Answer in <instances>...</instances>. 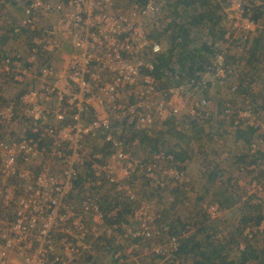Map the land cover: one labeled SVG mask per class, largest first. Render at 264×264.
Wrapping results in <instances>:
<instances>
[{
  "label": "built area",
  "instance_id": "2783aa9c",
  "mask_svg": "<svg viewBox=\"0 0 264 264\" xmlns=\"http://www.w3.org/2000/svg\"><path fill=\"white\" fill-rule=\"evenodd\" d=\"M260 6L259 0H230L224 8L226 34L211 62L196 76L169 73L178 84L162 88L154 70L163 46L152 40L144 23L145 17L159 15L161 4L136 0L128 11L115 0H31L21 26L33 32L31 58L9 43L10 54L0 59V79L19 84L35 63L40 81L16 101L0 94V264H86L99 251L116 264L124 263L123 251L155 257L158 264H185L179 255L182 241L199 226L187 224L172 235L169 225H157L163 219L159 192L189 191L193 179L160 145L154 152L148 149L146 157L139 153L146 140L166 134L173 120L178 131L205 125L213 116V90L241 94L236 78L243 70L227 63V57L237 41L264 32L254 16L253 8ZM67 42L75 53L54 70L47 58ZM41 56L46 59L38 66ZM239 97L241 105L227 103L221 120L229 133L248 129L258 135L253 134L251 159L239 172L254 173L252 193L264 194L263 101L247 93ZM53 99L54 107L43 106ZM91 143L107 153L92 154ZM81 170H87L84 176ZM134 177L157 193L137 199L130 187ZM104 190L123 191L134 201L128 219L121 218L123 201L105 209ZM168 200L174 203L175 197ZM224 212L218 203L205 205L211 221ZM252 231L262 233L264 221L248 228L246 236L252 238ZM132 247L136 252L129 251Z\"/></svg>",
  "mask_w": 264,
  "mask_h": 264
},
{
  "label": "rangeland",
  "instance_id": "374dc122",
  "mask_svg": "<svg viewBox=\"0 0 264 264\" xmlns=\"http://www.w3.org/2000/svg\"><path fill=\"white\" fill-rule=\"evenodd\" d=\"M30 1L31 0H0V29L4 34L3 39L0 38V59L3 57L5 58L8 56V54H10V51L5 49V46L9 43H12L13 47L16 49L22 50L26 58H31V45L29 42V37L33 32H29L28 34L25 29L21 27L22 21L26 19V7ZM115 1L116 5H123L126 10L130 11V9H132L133 3H135L136 0ZM138 1L141 2L142 0ZM155 1L162 5L159 15H151L144 18V23L151 34L155 31L162 34V30H164L167 23L176 17V13L184 14L185 16V13L195 14L197 10L198 12L203 10V8H200L199 5L185 9L183 7L185 4L183 0ZM259 2L261 3V6L259 7V11L261 13H257V15H259L257 20H259L261 24L264 25V0H259ZM248 4H250L249 1ZM51 21H54V19H50L47 22ZM41 23L43 22L41 21ZM256 34L257 33L253 34V37ZM154 37L156 38L157 36L154 35ZM164 38L165 36L162 37L160 41H163ZM153 41L155 40L153 39ZM241 44H235L236 46H234V49L230 50L231 52L233 51L231 56H233L235 61L240 60L239 56L244 55L241 50L243 49ZM257 52L258 57L255 59L256 62H254V64L260 68V63L264 66V36L262 49ZM74 53L75 50L72 48L70 43L67 42L62 50L56 52L54 56H49L47 60L54 70H59L68 64ZM45 59L46 58H44V56H41L38 61V66H40L45 61ZM244 59L247 61L248 58L245 57ZM39 82V72L38 70H35L34 63L33 71L30 72L29 75H25L24 81L19 84L0 79V94L3 95L5 99H7V102L8 100L16 101L22 95L34 89L36 90L38 88ZM241 91L242 90L240 89V93ZM225 92L227 91L220 90L215 92L216 95H212V99L217 95L220 99L213 102V105H211L212 107L209 108V112H211L213 116L210 117L205 125H193L192 128L189 129L188 127L183 128L180 132L184 134L178 135L176 133L172 134L170 132L171 129H175L177 131V127L179 126V122L177 120H173L170 122L171 124L166 125V128L168 129L166 134L158 136L154 140H146L143 151L139 153V155L146 157L148 155V149L153 152V149L159 148L160 145L168 151H174V153H177L176 158L180 166L185 167V162L188 160L189 162L194 160L196 165L200 166L198 178L195 181V184L193 182L189 191L171 188L168 192H159L160 205L163 208L164 215L163 219L158 222L157 225H169L173 231H180L181 229L185 228L187 224L193 223L196 226H199V224H203L205 226L210 222L209 220H205L207 218L205 213V205L208 202L220 204L221 202L230 199L236 202L234 208H237L240 217H235L232 214L227 215L229 212L226 211L227 214L225 215L224 212L220 221L216 222V228L214 230H209L208 232L198 231L200 230V225L198 230L196 229L189 233L190 235L188 238L195 236V234H198L199 237L195 238L190 243V249L192 252L187 256H182L185 258L187 264H201L204 259L203 255L201 254L205 252H207V255L212 258L210 263H215L218 260L217 251L223 252L225 247L226 251L231 252L233 255L232 258H234L236 252L242 250L240 246L238 247L240 249L239 250L235 245L239 239L240 232L245 230L250 225V223L254 224V222H256L255 220L259 216V212H264V194H253V188H251V186L246 188L244 186H240V184L237 182L240 180L243 182H248L249 184L251 174L240 173L238 168L240 164L250 160L251 157L248 153L249 145L251 140L255 136L258 137V135L252 133L248 129H239L232 133H229L224 129V123L222 122L221 118L223 116L222 114L225 105L227 103H232L234 106L241 105V102H239L237 98L234 97L236 95H233L230 92L225 94ZM257 100H262L264 106V98H257ZM56 103L57 101L53 99L52 102L47 104L43 103V106L52 108L54 105H56ZM51 114L54 115L53 112ZM88 115L89 111L85 109L83 117L86 119ZM51 118V116H47V119ZM172 131L174 132V130ZM253 134L255 136H253ZM91 146V148L94 149L91 150L92 154H95L97 151L104 150L105 148L100 144L94 143H91ZM104 152L105 154L107 153L105 150ZM182 158L184 160H182ZM225 162H228L231 165L229 166L230 171L220 168V164L224 165ZM86 171L87 170H81L82 176L85 175ZM130 187L133 191L132 195L134 194L137 199H143L147 196L157 193L156 191L149 188L145 179L141 177H134V180L130 183ZM102 195L103 204L105 205L106 210H108L113 203H120L123 201L124 203L121 218H128L130 209L134 207L135 203L127 197L125 192L122 191L118 193L114 190H104ZM168 195L175 197L174 203H171L168 200ZM73 201L76 206L79 205L80 192H78L73 197ZM256 206L258 208H255ZM246 217H251V219H253L246 224L244 223L246 222L244 221L246 220ZM208 236L211 238L207 239ZM242 238L239 240L240 243ZM139 242L143 246L148 244V242ZM153 242L161 243L163 242V239H155ZM130 245L131 243L128 246ZM210 245H213L214 249H212ZM128 246L125 247V249H128ZM249 246L254 248L253 250H255L257 257V259L254 260L252 264H264V254L262 253V251H264V237L259 236V238L251 241ZM237 249L238 251H235ZM129 251L131 253L136 252L133 247ZM199 252L203 253L200 254ZM123 256H125V261L123 264L159 263L157 258L146 255L133 256L131 254V256H128L126 252L123 251ZM86 264H116V262L109 254L99 251V253L93 256L91 260H88Z\"/></svg>",
  "mask_w": 264,
  "mask_h": 264
},
{
  "label": "trees",
  "instance_id": "16d2710c",
  "mask_svg": "<svg viewBox=\"0 0 264 264\" xmlns=\"http://www.w3.org/2000/svg\"><path fill=\"white\" fill-rule=\"evenodd\" d=\"M183 1L185 3L183 6L185 9H189L190 7L192 8L195 5H199L200 8H203V10L201 12H198L197 10L195 14L185 13V16L184 14L176 13V17H174L172 21L166 24L164 30H162V34L156 31L152 34L150 33V35L152 36V40L154 39L155 41L163 45V51L157 56L155 60L154 70L155 76L158 78L159 82H161L162 88H170L178 84L176 81L172 80L169 77V73L173 74L175 71H179L184 76H196L200 71H203V66L211 62L212 55L217 51L218 47L216 45L218 41L221 40L226 34V17L223 10L230 0ZM253 9L255 10V19H257V17H259L257 13L260 14L261 12L259 11V8ZM154 35H156L157 37L155 38ZM164 36L165 38L163 39V41H160ZM263 36L264 32L256 34L251 38V41L250 39L243 43L237 41V43L239 44L242 43L241 45L243 49L241 50L244 54H247L246 57L248 59L246 63L242 62V56H239L240 60L235 61L233 56H231V53H233V51H229L227 57V63L235 65L237 69L242 68L241 70H243L245 64V69L248 70L250 68L248 71L243 70L239 78H236V80L240 83V88L242 84L244 85V90L242 91V93H247L249 96L254 97L255 99L264 98V66L259 65L260 68H258L257 65L254 64V62H256L255 59L258 57L257 51L261 50L263 46ZM169 124L171 123L169 122L168 125ZM194 125L196 126V124ZM172 130H174V132L176 130H170V132L174 134ZM156 149L157 148H154L153 152L156 151ZM174 154L175 156H177V153ZM182 160L184 159L182 158ZM228 169L230 168L228 167ZM220 204V206L225 211L229 212L227 215L232 214L235 217H240L237 208H234L236 202H234L232 199L223 201ZM255 208L258 207L256 206ZM252 219L251 217H246V220H244L246 222L244 223L247 224L248 222L252 221ZM205 220H209L208 217ZM209 221L210 222L207 223L208 225L205 226L203 224H199V226L201 225V227L198 231H212L216 228V222H219L220 220ZM255 221L256 222H254V224L250 223L247 228L245 227L246 229L243 230L244 234L243 231L240 232L239 239L235 245L236 248L244 245V249L240 250L238 248L240 251H238V249L235 250L238 252H236L234 258H232L233 255L231 254V252L226 251L225 247L223 250L224 253L217 251L218 260L215 263H210V261H212V258L207 255V252H201L203 254L199 252L204 257L201 264H252V262L256 260L257 257L255 250H253L254 248H251L249 245L251 241L259 238V236L264 237V231L262 233L252 231V238L246 236L245 232L248 228H253L255 226L258 227L263 223L264 212H259V216ZM179 232L180 231L177 230H171L172 235L178 234ZM191 237V239L188 238L182 241L180 249L181 257L184 255L187 256L192 252V250L190 249V243L195 238H198L199 235L195 234V236ZM210 238V236L207 237V239ZM240 238H242L243 241H241V243L239 241ZM210 247L214 249L213 245H210ZM262 253L264 254V251H262ZM91 258L92 257H89L88 260H91Z\"/></svg>",
  "mask_w": 264,
  "mask_h": 264
},
{
  "label": "crops",
  "instance_id": "0c3cea01",
  "mask_svg": "<svg viewBox=\"0 0 264 264\" xmlns=\"http://www.w3.org/2000/svg\"><path fill=\"white\" fill-rule=\"evenodd\" d=\"M247 55L246 54H244L243 56H242V58H241V60H242V62H244V63H246V61H245V57H246ZM260 65H261V63H260ZM245 67H246V64H245V66L243 67V70H245V71H248L247 69H245ZM243 84H242V87L240 88L242 91L244 90L243 89ZM216 91H220V90H217V89H215V90H213L211 93H210V95H209V97L211 98V105H213V102H215L216 100H218V99H220L219 98V96L217 95L216 97H214L213 99H212V95L213 94H215L216 95ZM242 91H241V94H242ZM226 93H229L228 91L227 92H225V94ZM240 94V95H241ZM234 95V94H233ZM240 95H236V96H234L235 98H237V100L239 101V102H241V97H239ZM212 107V106H211ZM178 131V130H177ZM174 133H176V134H178V135H181V134H184V133H181L180 131H178V132H174ZM173 152V151H172ZM187 162H189V160L188 161H186L185 163V168L187 169V171L189 172V174H190V176L192 177V179H193V182H194V184H195V181L197 180V178H198V171H199V169H200V166L199 165H196V163H195V161L194 160H191L189 163H187ZM229 163L227 162H225V164L224 165H222V164H220V168L221 169H225L226 171H230V169H228V167H229ZM231 166V165H230ZM198 168V169H197ZM230 168V167H229ZM236 181V180H235ZM238 182V184H240L239 183V180L237 181ZM241 184H245L244 185V187H249V184L247 183V182H241ZM240 184V185H241ZM243 187V188H244ZM150 196H147L146 198H149ZM227 214V212L225 211V215ZM128 219V218H127Z\"/></svg>",
  "mask_w": 264,
  "mask_h": 264
},
{
  "label": "clouds",
  "instance_id": "9594fccd",
  "mask_svg": "<svg viewBox=\"0 0 264 264\" xmlns=\"http://www.w3.org/2000/svg\"><path fill=\"white\" fill-rule=\"evenodd\" d=\"M220 41V40H219ZM251 159V158H250ZM249 162V161H248ZM245 163H247V162H245ZM243 164V163H242ZM241 165V164H240ZM239 165V166H240ZM185 168V167H184ZM238 170H239V168H238ZM246 174H251V178H250V180H249V183L251 184V180H252V178H253V176H254V173H252V172H250V173H246ZM241 182H243V181H240L239 180V183L241 184ZM248 183V182H247ZM250 184H249V186H250ZM245 184H241L240 186H244ZM162 215H164V212L162 211ZM163 241H164V239H163ZM179 255H180V252H179ZM181 257V256H180ZM183 260H184V262H185V259L183 258V257H181ZM185 264H187L186 262H185Z\"/></svg>",
  "mask_w": 264,
  "mask_h": 264
}]
</instances>
